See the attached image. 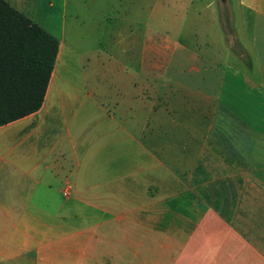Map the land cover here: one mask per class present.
I'll use <instances>...</instances> for the list:
<instances>
[{
  "label": "crops",
  "instance_id": "crops-1",
  "mask_svg": "<svg viewBox=\"0 0 264 264\" xmlns=\"http://www.w3.org/2000/svg\"><path fill=\"white\" fill-rule=\"evenodd\" d=\"M226 3L241 50L218 4L189 1L173 39L113 37L125 65L99 97L42 27L58 41L42 104L0 125V264H264V0Z\"/></svg>",
  "mask_w": 264,
  "mask_h": 264
},
{
  "label": "rangeland",
  "instance_id": "rangeland-1",
  "mask_svg": "<svg viewBox=\"0 0 264 264\" xmlns=\"http://www.w3.org/2000/svg\"><path fill=\"white\" fill-rule=\"evenodd\" d=\"M189 1H193V8L199 9L209 1L212 6L218 4L222 25L225 17L229 22L230 29H226L224 25L223 27L231 41L230 49H242L235 39L234 29L239 36L244 20L237 16L235 9L231 18V9L226 0H19L18 9L25 17L51 34L59 35V31L63 29L65 44L80 51L83 59L77 71L80 82L74 84L78 95L84 96L86 93L99 97L103 96L105 86L109 93L112 89L108 86L109 80L106 83L104 81L105 70L111 66L125 65V62L112 60L108 56L111 43L115 44V41L112 42L113 37L122 34L123 45L127 42L130 50L143 47L140 39L133 41L129 37L125 40L127 34L133 36L143 32L153 40L163 37L173 39L185 26L183 16L190 14L191 8H186ZM207 12L209 13V9ZM197 25L198 21L194 20L192 29ZM123 45L119 42V48ZM125 59L130 67L136 63L134 56ZM231 59L237 58L231 56ZM95 67H100V73L93 80L90 72ZM120 95L121 92L114 93V97Z\"/></svg>",
  "mask_w": 264,
  "mask_h": 264
},
{
  "label": "trees",
  "instance_id": "trees-1",
  "mask_svg": "<svg viewBox=\"0 0 264 264\" xmlns=\"http://www.w3.org/2000/svg\"><path fill=\"white\" fill-rule=\"evenodd\" d=\"M223 25L230 29L226 17ZM57 49L54 36L0 0V125L40 107Z\"/></svg>",
  "mask_w": 264,
  "mask_h": 264
},
{
  "label": "built area",
  "instance_id": "built-area-1",
  "mask_svg": "<svg viewBox=\"0 0 264 264\" xmlns=\"http://www.w3.org/2000/svg\"><path fill=\"white\" fill-rule=\"evenodd\" d=\"M61 191L64 196H67L70 191V188L66 185Z\"/></svg>",
  "mask_w": 264,
  "mask_h": 264
}]
</instances>
